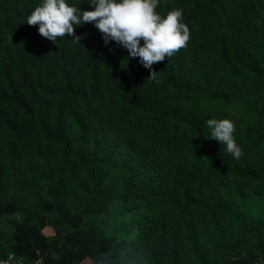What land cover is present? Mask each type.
I'll return each mask as SVG.
<instances>
[{"label": "trees", "instance_id": "obj_1", "mask_svg": "<svg viewBox=\"0 0 264 264\" xmlns=\"http://www.w3.org/2000/svg\"><path fill=\"white\" fill-rule=\"evenodd\" d=\"M41 2L0 0V264H264V0H160L191 38L151 69Z\"/></svg>", "mask_w": 264, "mask_h": 264}, {"label": "clouds", "instance_id": "obj_2", "mask_svg": "<svg viewBox=\"0 0 264 264\" xmlns=\"http://www.w3.org/2000/svg\"><path fill=\"white\" fill-rule=\"evenodd\" d=\"M94 9L81 10L67 0H42L27 16L26 23L39 25V34L56 42L57 37L75 36V27L94 23L101 32L104 43L115 42L128 51L132 58H139L148 69L163 62L187 47L191 33L183 22V10L174 8L166 15L156 11L160 0H87ZM143 41V44H141ZM158 72L152 71L148 79L156 80ZM211 139L224 146L225 152L239 160L242 148L236 142L235 125L229 119L211 118L206 121Z\"/></svg>", "mask_w": 264, "mask_h": 264}, {"label": "rangeland", "instance_id": "obj_3", "mask_svg": "<svg viewBox=\"0 0 264 264\" xmlns=\"http://www.w3.org/2000/svg\"><path fill=\"white\" fill-rule=\"evenodd\" d=\"M15 218L14 217H10V218H5L1 221V224H0V229L4 232H7L9 230V228L11 227L12 223L14 222ZM44 232L47 234V235H51L52 232L49 230V229H45ZM1 264H14V261H8V262H5V263H1ZM39 264V263H37ZM81 264H89V261L88 260H85L83 261Z\"/></svg>", "mask_w": 264, "mask_h": 264}]
</instances>
